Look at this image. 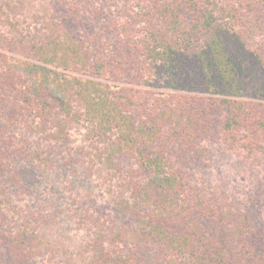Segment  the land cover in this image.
<instances>
[{
    "label": "trees",
    "instance_id": "obj_1",
    "mask_svg": "<svg viewBox=\"0 0 264 264\" xmlns=\"http://www.w3.org/2000/svg\"><path fill=\"white\" fill-rule=\"evenodd\" d=\"M211 141L264 155V0H0V264H264Z\"/></svg>",
    "mask_w": 264,
    "mask_h": 264
},
{
    "label": "rangeland",
    "instance_id": "obj_2",
    "mask_svg": "<svg viewBox=\"0 0 264 264\" xmlns=\"http://www.w3.org/2000/svg\"><path fill=\"white\" fill-rule=\"evenodd\" d=\"M32 9L34 2L29 7V10ZM209 147V165L202 171L203 176L215 189L226 191L231 202L249 210L255 219L264 224V155L258 156L256 160L248 159L218 141H211ZM73 233L78 234L75 231ZM78 238H81V234Z\"/></svg>",
    "mask_w": 264,
    "mask_h": 264
}]
</instances>
